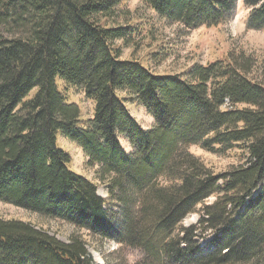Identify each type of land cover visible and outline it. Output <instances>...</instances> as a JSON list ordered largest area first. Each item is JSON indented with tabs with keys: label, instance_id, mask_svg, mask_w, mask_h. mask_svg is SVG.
<instances>
[{
	"label": "trees",
	"instance_id": "16d2710c",
	"mask_svg": "<svg viewBox=\"0 0 264 264\" xmlns=\"http://www.w3.org/2000/svg\"><path fill=\"white\" fill-rule=\"evenodd\" d=\"M123 1L0 0V202L139 251L135 264H264V70L243 52L177 75L123 60L115 42L135 30L108 25ZM141 2L195 30L228 22L238 0ZM242 4L247 29L263 31L264 0ZM70 88L93 103L90 119ZM58 134L97 184L70 171ZM191 147L238 149L243 165L213 174ZM191 214L197 223L181 226ZM69 242L0 217V264H94L84 241Z\"/></svg>",
	"mask_w": 264,
	"mask_h": 264
},
{
	"label": "rangeland",
	"instance_id": "374dc122",
	"mask_svg": "<svg viewBox=\"0 0 264 264\" xmlns=\"http://www.w3.org/2000/svg\"><path fill=\"white\" fill-rule=\"evenodd\" d=\"M248 10L238 0L233 17L217 27L187 30L181 25L169 24L163 18L146 7L141 0H124L119 11L109 19L108 25L130 26L135 30L129 44L119 41L115 47L122 51L123 60L140 62L143 66L158 75L182 74L190 67L198 64L207 66L218 60H225L229 53L243 52L254 58L258 70H264V30L253 31L246 27ZM110 22V24H109ZM59 91L65 83L56 79ZM70 103L78 105L81 119L88 120L93 114V103L84 98L83 93L70 88L67 91ZM130 114L137 123L148 130L153 126L152 118L137 104H126ZM57 147L70 156V171L96 183L95 169L86 165L83 153L70 141L57 135ZM123 147L128 145L122 141ZM190 153L198 158L213 174H222L243 165L240 150L227 151L213 155L198 147H191ZM98 195L108 199L107 188L98 186ZM107 197V198H106ZM214 199L210 198L209 203ZM0 217L4 220H17L30 223L37 229L45 231L49 236L67 244L74 236L86 243V249L94 264H135L141 258V252L109 241H94L88 233L80 231L65 222L42 217L23 209L0 202ZM198 214L188 215L181 226L188 227L197 223ZM88 247V248H87ZM132 251V252H131Z\"/></svg>",
	"mask_w": 264,
	"mask_h": 264
},
{
	"label": "bare ground",
	"instance_id": "6f19581e",
	"mask_svg": "<svg viewBox=\"0 0 264 264\" xmlns=\"http://www.w3.org/2000/svg\"><path fill=\"white\" fill-rule=\"evenodd\" d=\"M206 66V65H205ZM123 147V146H122ZM98 193V192H97ZM110 197V196H109ZM107 198V197H106ZM111 199V198H110ZM112 200V199H111ZM110 201V200H109ZM111 202V201H110ZM106 203V202H105ZM107 205V204H106ZM112 207V206H111ZM105 210V209H104ZM70 243V242H69ZM88 248V247H87ZM132 252V251H131Z\"/></svg>",
	"mask_w": 264,
	"mask_h": 264
}]
</instances>
